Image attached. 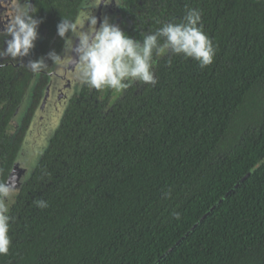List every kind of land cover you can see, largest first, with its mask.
<instances>
[{
    "label": "trees",
    "instance_id": "trees-1",
    "mask_svg": "<svg viewBox=\"0 0 264 264\" xmlns=\"http://www.w3.org/2000/svg\"><path fill=\"white\" fill-rule=\"evenodd\" d=\"M188 9L201 13L213 63L170 52L157 83L113 109L67 107L73 132L63 115L0 264H264V0Z\"/></svg>",
    "mask_w": 264,
    "mask_h": 264
},
{
    "label": "flooded vegetation",
    "instance_id": "flooded-vegetation-1",
    "mask_svg": "<svg viewBox=\"0 0 264 264\" xmlns=\"http://www.w3.org/2000/svg\"><path fill=\"white\" fill-rule=\"evenodd\" d=\"M107 2L108 0H105V3ZM99 3L100 0H17L16 10L23 12L22 14L27 12L34 19L42 22L38 25V37L34 47L27 56L0 57V183L8 184V174L34 117L39 113L40 120L45 118L44 111L41 113L39 106L43 88L47 83V72L53 64L48 59L47 53L55 50L59 54L63 46V40L57 35V24L61 19L76 21L80 9L85 5L84 12L92 11L97 17V27L100 20L106 16L110 23L119 25L131 38L140 40L141 32L150 34L165 23L182 22L189 0H110L107 5L103 2L100 5ZM94 5L99 6L93 8ZM7 10L11 12L12 8L9 7ZM4 25V22H0V53L6 47V40L10 38L4 30ZM169 54L170 52H167L155 58L156 65L153 68L155 77L163 58ZM41 58L44 59L46 66L39 73H34L28 63ZM149 85L151 84L137 82L126 90L116 92L112 89L96 90L83 84L80 92L71 97L68 109L71 104H80L86 117H90V113L94 111L96 114L99 112L103 114L113 109L128 94L137 93ZM47 114L49 115L50 112ZM75 116L71 111L69 115L67 111L64 114L63 120L68 118L70 133L73 132L72 127L76 122ZM66 127H68L67 123L62 121L55 130L54 136L66 131ZM25 185L24 183L21 187H11L12 192L7 201L10 217Z\"/></svg>",
    "mask_w": 264,
    "mask_h": 264
},
{
    "label": "clouds",
    "instance_id": "clouds-1",
    "mask_svg": "<svg viewBox=\"0 0 264 264\" xmlns=\"http://www.w3.org/2000/svg\"><path fill=\"white\" fill-rule=\"evenodd\" d=\"M101 2L107 5L110 0L107 3L100 0L99 5ZM41 22L27 12L17 15L7 29L10 38L6 40V47L0 57L27 56L34 47ZM97 23V17L92 11L81 12L74 22L61 19L57 24V35L63 40V52L66 55L62 58L55 50L47 53L48 59L60 68L74 66V77L96 90L112 89L121 92L137 82L155 85V58L167 52L181 55L184 59L191 58L201 69L211 65L216 54L212 40L203 31L198 9H188L180 23H165L150 34L141 32L140 40L131 38L119 25L110 23L106 16L100 20L99 27ZM73 37L78 40L75 46ZM28 66L34 73H39L46 65L41 58L29 61ZM11 192V186L0 183V255H7L11 244L9 230L12 218L7 202ZM168 195L170 193L165 194V198ZM34 203L40 208L47 207V202L43 200ZM173 215L177 220L180 219L178 213Z\"/></svg>",
    "mask_w": 264,
    "mask_h": 264
},
{
    "label": "water",
    "instance_id": "water-1",
    "mask_svg": "<svg viewBox=\"0 0 264 264\" xmlns=\"http://www.w3.org/2000/svg\"><path fill=\"white\" fill-rule=\"evenodd\" d=\"M9 7L12 8L11 12L7 10ZM16 7L17 0H0V22H4V30L6 31L12 25L15 17L17 15H22L23 13L16 10ZM85 8L84 5V7L80 9L79 16L81 12L85 11ZM120 14L121 11L119 10V15ZM70 35L71 33H69V36ZM73 41L75 46L78 40L73 37ZM63 49L64 45L59 52V55H61L62 58L66 55V53L63 52ZM71 55L75 58L74 53ZM74 71L75 69L72 65L60 68L53 63L50 70L47 72V83L43 88L39 106L41 113L44 111L45 118L44 120H40L38 118V113L34 117L23 140L19 153L7 177V183L12 188L21 187L31 176L41 156L46 151L55 130L60 125L71 97L73 94H78L80 92L83 84L74 77ZM47 112H50V114L48 115ZM227 194H229V192L226 193V195ZM224 197H222L216 205H218ZM206 216V214L203 215L197 222H195L194 225L176 242V244L185 238ZM171 249L161 255L158 261L161 260Z\"/></svg>",
    "mask_w": 264,
    "mask_h": 264
}]
</instances>
